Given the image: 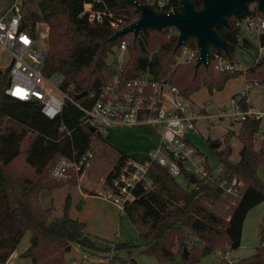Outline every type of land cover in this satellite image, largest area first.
<instances>
[{"label":"trees","instance_id":"obj_1","mask_svg":"<svg viewBox=\"0 0 264 264\" xmlns=\"http://www.w3.org/2000/svg\"><path fill=\"white\" fill-rule=\"evenodd\" d=\"M33 1L37 10L26 12L25 22L31 29L37 22L48 28L44 75L60 76L64 89L71 86L70 97L86 107L95 102L102 88L115 77L123 84L144 74L152 81H158L171 71L175 56L183 47L197 49L194 39L176 49L178 33L172 28L147 30L137 37L125 34L112 39L115 30L107 24H89L78 17L83 3L91 0H30ZM102 1L110 11L127 14L129 23L139 17L124 0ZM193 2L196 8H200L198 0ZM249 10L253 18L264 16L256 4H250ZM241 18L239 15L231 16L230 28L216 29L230 51L226 56L221 50L210 48L211 57L219 54L236 65L234 50L239 45L243 48L246 45V42L239 44L241 30L234 25L235 20ZM123 40L126 42L127 60L119 69L108 59ZM194 66L195 61L185 62L172 71L169 82L184 99L201 87L210 94L220 91L227 81L242 74L238 70L232 73L215 71L211 60L207 67L195 69ZM6 76V71L0 72V262L16 250L26 232L31 233L29 246L19 257L28 259L31 264H67L65 255L72 244L82 250L109 252L111 249L107 243L85 233L84 223L68 217V199L63 216L56 218L50 208H42L38 197L41 190L76 185L74 180H53L49 176L50 170L62 158L80 157L91 151L97 132L93 133L91 128L81 125L82 113L70 102L65 103L59 117L49 120L40 113L36 103L20 102L6 96ZM243 76L247 86H264V57ZM83 92L86 95L78 99L77 95ZM237 97L239 109L245 110L248 107L246 98ZM260 126V121L247 118L240 123L237 135L228 130L221 140H207L223 168L219 174V187L204 185L186 176L193 187L185 189L166 168L151 164L148 177L153 189L145 191L138 187L137 200L123 210V215L136 228L140 244H113L115 250L140 247L143 254L154 257L159 263L179 260V264H199L200 260L216 251L239 248L247 213L264 202V182L257 175V168L264 165V133L259 149L255 148L254 142ZM233 137L241 144L237 162L229 159ZM128 159L125 154L119 155L116 165L105 178L106 183L116 176ZM233 178L242 183L237 198L222 190ZM208 193L214 197L223 196L234 203L228 219L206 205L203 198ZM260 234L259 245L253 255L233 260L234 263L221 258L219 264H264V230ZM184 248L188 250L187 259L182 257ZM128 262L117 257L111 260L112 264Z\"/></svg>","mask_w":264,"mask_h":264},{"label":"built area","instance_id":"obj_2","mask_svg":"<svg viewBox=\"0 0 264 264\" xmlns=\"http://www.w3.org/2000/svg\"><path fill=\"white\" fill-rule=\"evenodd\" d=\"M134 1L150 7L157 13L173 12L181 6V0ZM29 3L30 0H0V54L6 53L9 57L7 65L0 67V72H7L4 94L20 102L36 103L40 113L49 120L59 117L65 103L70 102L82 113L81 125L93 128L95 132L104 128H132L144 125L151 128L158 137V145L153 151L142 160H126L116 176L106 183L104 190L96 193L97 196L117 205L123 213L126 205L137 200L138 187L145 191L153 189L152 181L148 177L149 168L153 163L166 168L174 178L190 176L204 185L219 187L222 166L211 167L189 140L195 130L198 115L193 112L189 100L182 98L177 88L169 82L172 71L177 65L191 61L196 63L197 49L183 47L180 54L175 56V64L171 71L158 81H152L147 74H144L123 84L115 77L102 88L95 102L90 107H86L70 97L71 86L64 89L60 76L44 75L47 31L39 33L41 34L39 39V34L36 32L38 22L32 29L25 22L26 7ZM78 17L85 19L89 24H107L115 32L131 24L127 14L110 11L102 0L84 2ZM234 25L241 32H251L256 36L254 64L258 63L264 57V16L236 19ZM42 39L46 40L45 44L41 43ZM112 56L111 63L119 69L122 68L127 60L124 40L113 49ZM210 60L215 71L232 73L237 70L233 63L219 54H214L212 57L209 54L207 66ZM239 97L246 98V92ZM238 99V97L232 98L231 108L220 111L216 118L230 116L237 123L247 118L263 122L264 112L254 111L249 107L240 110ZM91 160L90 152L80 157L62 158L52 167L49 176L55 181L74 179L79 185L81 181L84 183L83 178ZM241 187L242 183L233 178L227 186L222 187V190L232 198H237ZM18 257L19 254L13 250L0 264H9L12 259ZM111 258L110 256L109 260ZM222 258L228 263H234L228 258V252Z\"/></svg>","mask_w":264,"mask_h":264},{"label":"rangeland","instance_id":"obj_3","mask_svg":"<svg viewBox=\"0 0 264 264\" xmlns=\"http://www.w3.org/2000/svg\"><path fill=\"white\" fill-rule=\"evenodd\" d=\"M36 3L35 1L30 2L29 5L26 7V12L33 11L36 12ZM48 34V28L45 24H42L38 22L36 24V32L39 33H46ZM38 38L41 39V34L38 35ZM41 43H46L45 39L40 40ZM234 59L236 61V68L243 74L246 72L253 63V55L251 56L250 53L244 52L241 48L236 47L234 50ZM113 60V56H110L108 59V62L110 63ZM9 61V57L6 53L0 54V67H5ZM242 74L238 75L237 77L231 79L230 81H227L225 86L220 91H213L211 94L208 92V90L205 87H201L197 92L192 94V100L197 105H201L204 101H207L210 105H226L228 106L225 108H231L230 99L231 95L235 92L239 91L240 87H243L242 82ZM254 84H251L250 87H253ZM261 86L253 87L250 92L251 99L258 100L260 95ZM193 109V112L196 114L198 111V108ZM210 113V112H208ZM206 121H200L197 124L196 132L194 135H190L189 140L194 145V147L198 150V152L203 155L207 163L211 167L217 166L220 161L215 153V151L210 147L207 140L210 139L211 141L218 140L223 134L226 128V122H219L218 124H213L212 126H209L206 128ZM264 123V120L263 122ZM115 128V127H114ZM151 129V128H150ZM152 130V129H151ZM153 131V130H152ZM264 130L261 128L259 131L254 135V142H255V148H260V142L263 138ZM155 134V132H154ZM101 135V136H99ZM138 136L130 135L128 132H124L123 129H113V128H104L103 130L99 131L96 135V137L92 141V151L95 154V160H93L90 164V169L88 170V173L91 170L92 175H104L107 174V171L111 169V167L116 162V156L118 155L114 149H112L106 142L109 139H112L113 141H120L122 144H126L129 147L136 146V138ZM108 139V140H107ZM107 140V141H106ZM233 142L231 145V155H230V161H236L238 159V147L240 145L239 141L235 138H232ZM123 147V146H122ZM110 148V149H109ZM264 150V145H263ZM144 155V154H143ZM143 155L137 156L136 158H140ZM98 161L97 166L92 168V165L96 164ZM96 161V162H95ZM95 162V163H94ZM94 163V164H93ZM104 163V166L102 165ZM102 173V174H101ZM90 175V173H89ZM257 175L258 177L264 182V165H260L257 168ZM89 177V176H88ZM103 177V176H102ZM84 183L81 181L79 185L76 183V187L74 190H80L82 189L83 192L85 190H89V181L86 179V173L84 175ZM102 178L99 179V181ZM74 180V179H73ZM176 182L183 188L191 189L193 187V184L188 182L187 178L184 176H177L175 177ZM72 181V180H71ZM75 181V180H74ZM76 182V181H75ZM101 190V188L96 189V192ZM102 189L101 191H103ZM76 192H73V195L67 196L66 195H57V197L53 200V206L54 209H58L59 211L64 212V207L67 200V215L70 218L76 219L78 216H76V213L81 209L83 218L85 221L90 223V229H89V236H95L102 240L103 242L107 243L110 247L109 252H102V251H88V250H82L81 248H78V246L73 245L70 252L66 254V261L68 264L71 263L72 260L77 262H85L90 260H96L98 259H91L90 257H100L101 259L106 258V264L108 262L111 263V260L115 257L121 259V260H127L129 261L127 264H179L178 262H168V263H159L154 257L147 256L141 252L140 247H132L130 249H121V250H115L113 244H133V245H139V236L136 228L134 225L124 216L122 215L121 218H119V212L116 208H114L109 202H106V200H95V201H85L83 198H77L75 196ZM95 196V195H92ZM69 197V198H67ZM97 197V196H96ZM99 198V197H98ZM203 201L208 205L213 211H215L217 214L221 215L224 219H227L232 206H230V202L227 198L223 196L214 197L211 193H208L203 198ZM230 207V208H228ZM261 208H264V202L257 205L256 207L252 208L248 213L247 216L243 222L242 227V234H241V243L240 247L236 250H226L225 252L216 251L202 260H200L199 264H218L220 263L221 258L226 255V252H228V258L232 260H239L242 258L250 257L255 253V250L257 246L259 245L261 231L264 230V223L262 222V216L264 212L261 211ZM80 210V211H81ZM63 212H60L59 215H62ZM111 217V221H108V218ZM82 219V218H81ZM85 223V222H83ZM92 233V234H91ZM115 234L117 235L115 237ZM31 233L26 232L24 236L22 237L19 245L17 246L16 252L20 255L23 253L29 246ZM196 239H193V241ZM101 244L102 243H98ZM219 252V253H218ZM112 257L109 260V257ZM115 256V257H113ZM84 259V260H82ZM87 259V260H86ZM95 263V262H93ZM91 263V264H93ZM9 264H31L28 259L25 258H15L12 259Z\"/></svg>","mask_w":264,"mask_h":264},{"label":"water","instance_id":"obj_4","mask_svg":"<svg viewBox=\"0 0 264 264\" xmlns=\"http://www.w3.org/2000/svg\"><path fill=\"white\" fill-rule=\"evenodd\" d=\"M124 1L139 17L129 26L116 31L112 39L125 34L137 37L139 33L147 30L175 29L178 33L176 49L186 45L190 39L195 40L198 50L195 69L200 66L207 67L210 48L219 49L228 56L230 47L216 29L230 28L229 17L236 15L251 17L250 4H256L258 11L264 12V0H199L200 8H196L192 0H181L179 9L169 13H157L134 0ZM85 95L86 92H83L77 95V98ZM91 131L94 133L95 129L91 128ZM182 257L187 259V248L183 249Z\"/></svg>","mask_w":264,"mask_h":264},{"label":"crops","instance_id":"obj_5","mask_svg":"<svg viewBox=\"0 0 264 264\" xmlns=\"http://www.w3.org/2000/svg\"><path fill=\"white\" fill-rule=\"evenodd\" d=\"M243 42H246V45H244L245 47L243 48L242 46L239 45V48H241L244 52L250 53L251 56L253 55V63H252V66H253V64H254V56H255V52H256L257 38L251 32H241V35L239 37V44H241V43L243 44ZM241 77H242L243 87H240L239 91H237L234 94H232L231 98L240 96L243 92H246V101H247L248 107L251 108L254 111L264 112V86L260 85V84H254L253 87H258V86L262 87L261 90H260V95H262V96L259 97L258 100L256 99V100L253 101L251 99V96H250V92H251V89L253 87H250V85L247 86L245 84V78H244L243 74H242ZM191 97H192V95L188 98V100H189L192 108L194 109L195 108L194 106H196V103L192 100ZM228 102H230V101H228ZM228 104L229 103H227L226 105L223 104V105H214V106H212L207 101H204L201 105H197L196 108H198V110H197L198 112L196 114L198 115V119L195 122V130L191 133V135L192 134L194 135V133L196 132L197 124L200 121H206L207 122L206 123L207 124L206 128H208L209 126H212L213 124H218L219 122H223L224 121L227 124L226 125L227 129L224 131V134L228 130H231L235 135H237L238 130L240 128V123L234 122L231 119L230 116H225L224 118H220V119L216 118V116H218L220 111L225 110V107L228 106ZM208 112H210V113H208ZM260 128L262 130H264V123H261ZM113 129H123L124 132H128L130 135L138 136L136 138V143L137 144H136L135 147L134 146L129 147L126 144H122L120 141H116V140L113 141L112 139H109V140L107 139L108 141L106 140L107 141L106 143L112 149H114V151L118 154L116 156L117 160H118L119 155L121 153L127 155L130 159L142 160V159H144L147 156L148 153L153 151L158 145V137L156 136V134H154V132L148 126L141 125V126L132 127V128H129V127H115ZM224 134L218 140H221L223 138ZM99 136H101V135H99ZM233 138L236 139V137H233ZM232 142H233V140L231 139V142H230L231 145H232ZM240 147H241V144L238 147V152L240 150ZM89 152L92 154V160H91V162H92L93 160H95V158H94L95 154H94V152L92 150L89 151ZM140 155H143V156L140 157V158H136L137 156H140ZM117 160H116L115 164L111 167V169H109L107 171V174L116 165ZM238 160H239V155H238V159L236 161H232V162H237ZM98 164H100V163H98V161H97L96 164L92 165V168L99 167V166H97ZM102 165L104 166V163H102ZM218 165H221V164L219 163ZM88 170L86 172V179L89 181V185H90L89 186V190H85V192H83L82 189L74 190L76 186L75 185H71V184H66V185L62 186L61 188H57V189L41 190L38 197H39V202H40V205L42 206V208H44V209L50 208L52 216L56 217V218H60V217L63 216V213H62V215H59V214H60V212H63V211L62 210L59 211L58 209H56V207L54 209V206H53V200L57 197V195H66L67 194V196H71V195H73V192H76L75 196L77 198H79V197L83 198L87 202L95 201V200L99 201L101 197L97 196L96 193L105 188V186H106L105 178H106L107 174L105 173L104 175H100V174L97 175V173H96V175L94 177V175H92V173H91V170L89 172L90 173V175H89ZM100 178H102V179L99 181ZM99 188H101V190L96 192V189H99ZM88 192L94 193L95 196L89 195ZM67 198H69V197H67ZM101 199L105 201V199H103V198H101ZM106 202H109L114 208H116L118 210L119 218H121L123 213L121 212L119 207L117 205L111 203L108 200H106ZM230 206H232L231 203H230ZM228 208H230V207H228ZM80 210L78 211V213H76V216H78V217L76 219H74V218L73 219L77 220L79 222H82V223L85 222L84 223V225H85L84 231H85L86 234H88L89 229H90V223L88 221L87 222L85 221V219L83 218V214H82L83 210H81V211ZM261 211L264 212V208H261ZM229 215H230V213H229ZM229 215H228L227 219L229 218ZM108 221H111V217L108 218ZM116 236L117 235L115 234V237ZM73 245H75V244L71 245L70 250L72 249ZM78 248H79V246H78ZM92 252H94V251H92ZM113 257H115V256H113ZM90 258L99 260L98 262L96 260H90L91 263L95 262L93 264H106V258L104 260L101 259L100 257L97 258V257H94V256H92ZM66 260L67 259H66V255H65V261ZM82 260H84V259H82ZM176 262H178V260H176ZM75 263H77V261L72 260L70 264H75ZM86 263L87 264H91V263H89V261H86ZM67 264H68V262H67ZM218 264H219V262H218Z\"/></svg>","mask_w":264,"mask_h":264}]
</instances>
